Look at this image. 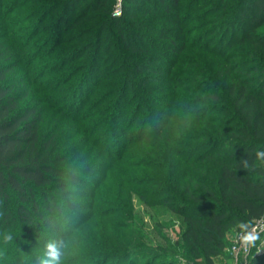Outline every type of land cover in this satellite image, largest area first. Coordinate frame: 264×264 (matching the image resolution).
Masks as SVG:
<instances>
[{
    "label": "trees",
    "instance_id": "obj_1",
    "mask_svg": "<svg viewBox=\"0 0 264 264\" xmlns=\"http://www.w3.org/2000/svg\"><path fill=\"white\" fill-rule=\"evenodd\" d=\"M84 1L88 2L83 4ZM93 1H26L38 5L33 11L40 16L34 22L43 21L58 8L72 13L69 27H75L73 31L77 35L58 38L55 48L60 51L54 60L59 66L50 67V73L54 74L65 65L79 61L71 75L58 76L60 85L70 83L63 94L61 86L56 89V81L43 82L31 71L36 56L35 52H27L31 37L8 28L0 33V229L13 235V247L17 248L12 262L7 263L32 262L43 248L45 241H40L41 235L45 234L47 240L63 234L71 244L65 264H173L160 258L168 255V248L199 264H216V259L230 248V238L233 240L241 232V224L254 225L264 217V160H258L255 155L258 150H264V0L187 1L193 8L184 11V17L193 16L197 3L206 4V21L214 28L211 31L214 44L213 40H207L206 48H198L207 61L198 64L202 68H192L193 72L187 74H193L195 80L178 82L173 75L170 79H159L160 84L155 86L147 84L150 75L147 71L152 68L140 61L134 66L126 65L122 76L114 77L115 71L101 70L98 60L103 54H99L104 45L102 29L99 32L95 28V35L87 40L88 31L82 32L84 28L76 26L88 20L84 18ZM96 1L106 4L111 0ZM130 1L137 6V0ZM152 2L171 14L183 12L181 6L177 8L179 0ZM152 2L146 8L149 1L145 0V8L139 12L154 9ZM80 7H83L81 11ZM0 19H3L1 15ZM112 22L129 53L159 54L166 49L171 56L185 48L165 29L161 30L159 40L166 38L167 42L133 44L130 36L119 29L120 20ZM181 28L184 27L175 29L181 31ZM77 42L79 45H73ZM235 44L237 48L232 49ZM89 50L90 64L87 58L83 60ZM20 60H24L21 68L29 77L25 88L22 86L23 93L17 91L18 82L8 78L20 66ZM80 71L83 73L77 77ZM177 71L174 68V73ZM93 79L96 84L89 98L97 89L108 88L100 100L101 104L107 103L103 108L107 126H97L93 132L80 127L73 137L104 131L96 135L99 139L89 138L82 148L72 149L59 126L67 119L65 108L60 105L54 108V98L49 93L57 91L62 100L73 98L74 103L80 96L86 104L89 98L83 96V87ZM21 80L23 85L24 78ZM132 87L138 90L141 103L127 120ZM180 88L194 93L195 98L182 97ZM151 92L155 93L152 98L155 105L167 109L166 117L154 111L150 117L136 122L140 112L146 109L143 100ZM166 94L169 104L157 101ZM24 96L30 98L27 103ZM48 114L59 123L45 136L41 124ZM120 126L126 130L121 131ZM129 131L132 137L125 140ZM113 136L124 139V146ZM131 148L134 151H126ZM93 152H96L93 162H81ZM245 159L247 168L242 166ZM117 162L124 163L125 168L119 174L122 188L114 193L105 183L117 173ZM95 165L101 169L96 172L99 178L92 176ZM79 183L91 187L92 200L85 207L87 212L80 215L77 211L80 204L74 197L85 195L86 189L75 188ZM104 193L110 197L105 198ZM135 196L154 215L173 214L180 226L179 239L171 243L161 230L153 228L164 241L159 245L144 225L134 223ZM67 217L79 218L70 227L61 228L59 224ZM54 218L58 219L57 225ZM9 255L11 252L4 259ZM4 263L0 260V264ZM251 264H264V251L251 257Z\"/></svg>",
    "mask_w": 264,
    "mask_h": 264
},
{
    "label": "rangeland",
    "instance_id": "obj_2",
    "mask_svg": "<svg viewBox=\"0 0 264 264\" xmlns=\"http://www.w3.org/2000/svg\"><path fill=\"white\" fill-rule=\"evenodd\" d=\"M27 0H0V15L3 17V19H0V33H3V29H7L12 32H19L22 35H28V37L32 38L30 47L28 48V51L30 54L36 53V56H34V63H31L30 66L31 71L35 75V78H40L39 80H42L43 82H50L52 80L56 81V89L61 86L62 94L64 93L63 90L70 85H60L59 77L62 75V78H65L69 75H71L73 72H75V69L77 68V64H79V61H73L69 65H65L63 69L59 70L57 73H50L52 69L50 67L59 66V63L55 62L54 58H56V52L60 51L59 48L56 47V42L58 38L61 35L65 36H72L76 37L77 32L74 33L75 27H69L71 14L65 12V9L63 12H61V8H58L57 10L53 11L52 13H49L45 16V19L40 20V22H34L37 20V18L40 16L39 12H35L33 10H36L38 5H32L27 3ZM137 6L135 7L133 4L134 2H131L130 0H111L109 2H106V4H103L104 2L100 3L99 1L94 0L92 2V6L90 7V11L88 12V15L97 14L100 17L96 19H91V17H88V15L76 26L78 29L84 28L82 32H87L85 35V38L89 40L92 35H95V28L100 32L101 31V40L102 43H104L103 48L99 51L100 55L98 63L100 64L101 70H108L111 72H116L114 74V77H117L116 75H120L126 65L128 66L130 63L133 64V66L138 63V61L141 62L142 65L145 66V64L149 65L150 68H152V71L149 72V79L147 81V84L149 85H158L160 84L159 79L163 78H172L174 75V79H179L178 82H186V80H195L193 78V74L191 76H188L187 74L192 73L193 69H200L202 68L199 63L204 64L206 63V56L205 54L198 49L200 48H206V41L213 40L214 44V38L212 37L211 31L214 29L213 27L209 26V21H206V4L198 5L197 3L195 5V13L192 15L186 14L184 17V11H189L193 7L191 5H187V1L190 0H179V7L183 8V12L179 13H173L166 12V9L164 7L159 6L158 3H154L151 0H148L149 3L146 5V8L150 6L149 4L152 2V5L154 6V9H150L148 13L143 11L139 12L141 9L143 10L145 0H137ZM147 1V0H146ZM193 1V0H191ZM205 1V0H203ZM88 1H84L83 4H86ZM82 4V5H83ZM81 5V6H82ZM105 5V6H104ZM194 6V5H193ZM199 6V7H197ZM131 7V8H130ZM197 7V9H196ZM30 8V9H29ZM83 7L79 8V11L82 10ZM130 8V9H129ZM139 8L138 11H136ZM128 9V10H127ZM199 9V10H198ZM109 10V11H108ZM42 11V10H40ZM78 11V12H79ZM193 11V12H194ZM55 12V13H54ZM58 12V13H56ZM59 12H61V16L58 15ZM53 14V15H52ZM199 14V15H198ZM57 15V16H56ZM196 15H198L196 17ZM55 16V18L53 17ZM63 16H65L63 18ZM173 18V21L170 18ZM63 19V21H62ZM118 19L121 22L120 28L122 29L129 37L130 41L133 44H151V42H167L168 39H161L159 40V34L161 33L162 29H165L167 32L173 33L174 37L178 38V41L181 44H185L184 50L179 52V54L174 55H168L166 49H163L159 54L155 52H149V53H129V51L126 49L123 40L119 37L116 27L114 26L112 20ZM57 20V21H56ZM29 22H32L30 25ZM13 24V26H12ZM29 24V25H28ZM183 26L184 28H181L180 30L175 29L176 27L179 28ZM186 25V26H184ZM188 29L187 35L184 36V31ZM68 31L67 33H64L65 31ZM221 33V32H220ZM219 33V34H220ZM142 39L144 41H142ZM54 41V42H53ZM189 42H192L191 45H187ZM75 46L79 45V42L73 43ZM179 44V43H178ZM195 44V45H194ZM237 44L232 45L231 48H237ZM56 51L51 54L52 50ZM90 56V57H89ZM87 58V62L89 63V59H91V52L90 50L87 51L86 56L83 58L85 60ZM181 59V62H180ZM177 60V61H176ZM120 61L122 63H120ZM53 64V65H52ZM196 64V65H194ZM25 62L24 60H20V66L16 69H14L11 73H9L8 78L10 80H13L14 82H18L17 91L23 93L25 90V86L27 85V81L29 77L26 74V71L21 68V66H24ZM174 68L178 69L177 73H174ZM99 69V68H97ZM100 70V69H99ZM206 70V69H205ZM83 71H80L77 73V77H79ZM122 76V75H120ZM203 77H206V74L203 75ZM24 78L23 85L20 84L22 82L21 79ZM197 81V80H196ZM96 84V79L91 80L89 83L86 84V86L83 87L84 89V95H87L89 98V93L92 89H94ZM181 84V83H180ZM197 85V84H196ZM24 86V88L22 87ZM59 90V89H57ZM108 90V88L103 87L96 90V94L91 96L87 103L84 104L81 102L80 96L77 98V103H74V99L70 98L65 100H62L63 98L56 93L57 91H52L49 94L54 98V108L56 106L65 108L67 114V119H63L65 123H62L60 126V130L62 131L61 134L63 138H65L66 143L72 147V149L82 148L89 138H96V135L103 134V129L100 131H96L93 135H87L86 133H79L77 136L73 137L75 134L74 132L79 129L80 127H84L88 130L93 132L97 126H107V122L105 121V118H107L106 114L103 112L104 106H106L105 103H100L102 100V96L104 92ZM178 90V88H177ZM31 91V88H30ZM61 94V95H62ZM73 96L76 95V92L72 93ZM180 95L182 97H194V93H188L187 90L180 88ZM60 96V97H57ZM155 96L154 92H151L147 95L146 99L143 100V104L146 106V109H143L140 112L139 118L136 122H140L141 118L144 117H150V113H153L156 111L159 113L162 117H166L167 109L160 107L158 105H155V101H153L152 98ZM164 97H160L157 101L161 104H169V97L168 95H163ZM139 97V92L136 88H131V94L128 98V104H129V111L126 115L127 120L129 118L133 117V111L135 108L139 107V104L141 103V99ZM24 102L27 103L30 99L29 97L24 96ZM49 114H52L51 111L48 112ZM45 116V120L42 122V133L43 135L47 136L50 133V130H54L58 126V121L53 120L50 115ZM183 118H186V115H182ZM182 118V117H181ZM180 120V117L179 119ZM178 124V122H177ZM122 129L121 131H125L126 128L124 126H120ZM86 134V135H85ZM118 139V141L124 146V139L119 138L117 136H113ZM132 135L130 134V131L128 132L127 138L125 140H130ZM99 139V138H96ZM92 140V139H91ZM117 141V142H118ZM119 146V143H118ZM88 147V146H87ZM128 152H132L134 150L129 149L126 150ZM97 152V151H96ZM96 152H93L89 157L82 160V163L90 162L92 160L96 159ZM101 160V158L99 159ZM93 162V161H92ZM118 165V171L115 175H112L110 177V180L105 183V186L107 189L111 192H119L121 190V184H120V176L121 172H123L125 165L124 163H115ZM97 171L101 172L100 167L96 166L94 167V170L92 171V176H96L95 178H99L100 175H96ZM87 174V173H82ZM107 184V185H106ZM88 186V187H87ZM75 188H81L86 189L84 191L86 194L74 197L76 202L80 204V206L83 207V209H78L77 211L80 215V213L85 214L87 212V209L85 208L91 203V195L90 190L91 187L89 185H86V183H79L75 185ZM83 192V191H80ZM79 192V194H80ZM89 193V194H88ZM105 198H109L110 195L107 193H104ZM82 210V211H80ZM134 223L138 222L144 225L145 229L150 233L151 237L154 238L155 242L157 244H163L164 241L161 237L158 236V233L156 230H161V233L165 236L169 237L170 242L174 243L176 240L180 237V226L179 222L176 219V217L173 214H169L167 216H157L153 214V211L146 206L138 197H134ZM79 217H67L63 218L62 222L59 224L61 228H68L71 226L74 219ZM56 218L53 219L55 222ZM97 220H94L93 222H96ZM56 223V222H55ZM57 225V223H56ZM89 226V229L91 230L93 228ZM155 228V229H153ZM7 232L3 229H0V233ZM239 234L237 233L236 237L231 240L230 238V248H228L226 251L222 253L220 257L216 259V264H251V257L253 258L256 254H259L264 251V230L259 231L260 238L256 241L255 246H251L250 251L248 253H245V250L240 242L238 240ZM46 237L45 234L41 235L40 241H46L44 240ZM44 244V243H43ZM15 251L17 252V248L13 247V242L9 243L8 245H4L2 249H0V253H4L3 255V261L6 264L8 261L12 262V257L15 254ZM159 251V250H158ZM7 252H11V255H9L8 259H4L6 257L5 255ZM166 253L167 256L160 257L161 260H164L168 263L173 264H199L197 261L189 260L185 256H180V253L175 250H172L170 248L167 249ZM11 258V259H10ZM10 263V262H9ZM27 264H32V262H26ZM8 264V263H7ZM19 264V263H17Z\"/></svg>",
    "mask_w": 264,
    "mask_h": 264
},
{
    "label": "clouds",
    "instance_id": "obj_3",
    "mask_svg": "<svg viewBox=\"0 0 264 264\" xmlns=\"http://www.w3.org/2000/svg\"><path fill=\"white\" fill-rule=\"evenodd\" d=\"M255 155L258 160H264V150H258ZM242 166L249 167L246 159L242 160ZM239 227L241 229L239 239L246 249L255 246L256 241L260 238L259 231L264 230L260 225L241 224ZM13 239L11 233H0V249L11 243ZM70 249V240L66 235H53L44 242L42 250L32 259V264H65ZM2 259L3 254L0 253V260Z\"/></svg>",
    "mask_w": 264,
    "mask_h": 264
},
{
    "label": "built area",
    "instance_id": "obj_4",
    "mask_svg": "<svg viewBox=\"0 0 264 264\" xmlns=\"http://www.w3.org/2000/svg\"><path fill=\"white\" fill-rule=\"evenodd\" d=\"M254 225H260L262 228H264V217H262L261 219H259V220H257L256 222H255V224ZM261 231V230H260ZM240 235H241V232H240V234H239V237H240ZM238 237V238H239ZM238 240H240V239H238ZM243 246V245H242ZM243 248H244V250H245V253H248L249 251H250V248L248 247L247 249L243 246Z\"/></svg>",
    "mask_w": 264,
    "mask_h": 264
}]
</instances>
